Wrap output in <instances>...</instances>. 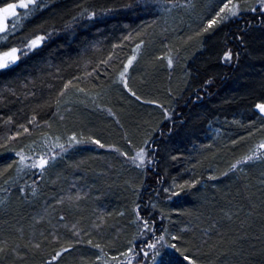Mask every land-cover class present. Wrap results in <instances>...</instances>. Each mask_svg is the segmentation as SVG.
<instances>
[{
    "label": "snow or ice",
    "instance_id": "1",
    "mask_svg": "<svg viewBox=\"0 0 264 264\" xmlns=\"http://www.w3.org/2000/svg\"><path fill=\"white\" fill-rule=\"evenodd\" d=\"M197 0H106L100 4L97 0H0V70L12 71L25 59H30L42 53L48 47V41L58 33L75 34L76 28L95 25L100 18L116 13L120 10L143 11L153 15L149 22L141 21L136 29L129 31L123 39L113 43L111 50L107 51L106 58L95 61L85 59L84 70L75 75L69 74L67 78H61V85L54 94L49 93L47 98L37 106L52 108L53 116L59 115L64 122L63 130L53 129L50 120L40 119L35 110L24 122L16 123L13 115L0 113V125L6 127V131L0 136V150L14 153L15 159L0 166V178L9 188L0 186V192H9L15 187L17 181L23 176L31 173L33 176L45 178L49 173L67 161V165L79 168L83 163L80 160H69L68 154L78 150V146L93 144L101 149H108L122 158V165L126 164L134 170L147 171L148 165L158 167L161 156V148L165 141H157L153 129L159 131L161 138L164 137V128L171 135L174 131V107L177 103L176 97L180 93L175 92L171 86L167 88V98L144 95L137 87L130 83L132 72L136 71V65L144 58L148 47L151 33L147 30L158 22L163 24L162 32L178 31L174 10L181 12L180 22L183 15L193 13L199 7ZM48 10V16H43V10ZM210 16L203 19L202 26H198L190 35L177 36L178 40L187 45L194 38H199V47H205L204 33L211 32L213 35L224 27L235 24L238 20L245 19L243 27H238L232 33L239 44L246 45V37L250 27L259 25L264 29V0H217L214 5L207 8ZM11 18V19H10ZM27 18H34L28 20ZM38 20V22H36ZM171 21V26L169 25ZM134 41L130 45L133 50L120 59L116 49L124 46L125 41ZM95 47V45H93ZM182 45H173L171 41L166 44L167 51L156 54V60H149L152 68L157 67L158 61H166L169 71L180 61ZM247 51V49H246ZM264 56V48L260 50ZM240 51L232 47H225L219 54V59L225 64H238ZM119 61L118 63L116 61ZM59 72L60 69L58 68ZM191 69L185 64V76L191 75ZM214 76L209 75L204 81L205 87H210ZM143 85L148 81L141 76ZM187 83V81H185ZM51 87V85H50ZM264 89V83L261 84ZM127 90L132 97L138 101L155 106L159 120L144 121L147 131L139 141L133 138L116 111L103 102L109 91ZM10 92L18 95L14 89ZM29 96L36 95L29 91ZM199 100L203 93H193ZM96 111H106L120 130L119 142H108L101 139L91 128L88 127L87 117ZM252 118L247 120L244 135H237L229 140V144L236 146L240 141L248 138L250 143L246 150L238 157H233L227 162L226 167L219 172H209L211 179L217 176H236L237 173L247 174L244 176L247 182L251 169L260 168V184L264 185V91L254 98L251 103ZM171 121L173 126L167 124L161 126L162 121ZM237 124L240 121H236ZM15 124V128L10 127ZM43 125L48 131L34 133ZM28 137L27 142L24 138ZM211 144V141H209ZM201 147H204L201 145ZM171 161H176L183 153L166 148ZM199 163V161H197ZM193 169L192 177L188 179L171 176L170 182L165 179L168 176L167 169L157 174V180L161 190L155 193V198L149 199V204L142 207L136 200L140 199L139 192H134L136 200L132 202L131 218L129 224L134 232L126 243L117 246V237L128 227L116 229V236H109L111 226L106 216L111 212L101 211L100 215L90 224H82L83 217L71 218V211L80 208V202L87 193L73 191L68 188L63 195L47 204L38 212L32 222L27 225V238L25 225H19L15 232H0V264H17V258L27 257L30 253L35 255L43 252L40 264H71L64 257L69 252H77V245H88L97 250L90 256L81 255L78 264H264V242L257 249L249 244L245 248V237L248 235L240 227L229 228L225 221L231 222L233 218H239L238 213L243 205L236 207L220 208V216H212L209 227L201 230L197 223H182L179 227L174 223L173 212L183 211L191 215L189 210L167 208L162 201H170L182 193L190 192L201 183L202 177L195 173V165L190 164ZM211 167V165H209ZM187 171V169H185ZM59 174L55 180H59ZM55 180L53 182H55ZM32 194H38L36 180H32ZM131 183V181H129ZM168 184L167 187H163ZM141 185H133L134 188ZM216 187V185H213ZM25 191L24 187L20 188ZM199 189H197V192ZM251 195V192H249ZM7 196L0 198V215L7 212L9 205L6 203ZM264 203V201H262ZM53 204L64 205L68 208L59 210L53 208ZM51 209V211H50ZM52 212H56L53 216ZM124 216L125 210L116 213ZM202 215V213L200 214ZM200 215L196 220H200ZM211 216V213H210ZM47 220V227L37 234V223ZM68 229L69 233L60 231ZM231 232V235L228 233ZM107 237V239H106ZM55 242L51 252H45L46 247ZM111 247L113 251H107ZM122 249V250H121ZM258 257V259H257Z\"/></svg>",
    "mask_w": 264,
    "mask_h": 264
},
{
    "label": "trees",
    "instance_id": "2",
    "mask_svg": "<svg viewBox=\"0 0 264 264\" xmlns=\"http://www.w3.org/2000/svg\"><path fill=\"white\" fill-rule=\"evenodd\" d=\"M97 2L104 4L106 0H97ZM197 2L200 6L195 12L183 15L182 23L180 22L181 12L174 10L173 15L176 16L178 31L162 32L163 24L160 22L147 30L151 33L148 47L144 58L135 66L136 71L132 72L130 78V83L144 95L167 98L169 86L180 93L176 97L177 103L173 105L175 109L173 133L169 135L167 128H164L165 135L161 138L159 131L153 129L156 140L163 139L166 142L160 150L158 167L148 165L146 172L134 170L126 164L122 165V158L112 151L96 150L91 147L92 144L78 146L77 151L68 154V159L83 158L79 168L65 166L67 164L65 161L45 178L32 176L29 173L17 181L16 186L11 187L9 192H0V198L7 196L6 203L9 205L7 212L0 215V232H15L18 224L25 225L24 239H26L27 225L32 222L34 216L47 204H52L54 199L63 195L62 190L66 191L71 187L73 191L87 193L80 202V208L70 210L72 219L82 216V224H90L95 216L101 214L100 210L111 212V216L105 217L111 226L109 236H116V229L128 225L117 237V246H119L126 243L134 232V228L129 224L132 202L136 200L134 192H139L140 199L136 202L144 207L149 204V199L155 198V193L161 190V185L156 178L158 173L167 169L168 176L165 179L169 182L171 176L188 179L193 175V169L189 167L193 164L195 173L202 177L201 183L190 192L173 197L170 201H162L167 208L191 212V215L183 211L173 212L176 226L179 227L182 223L191 221L197 223L203 230L209 227L212 216L222 215L219 212L220 208L243 205L242 210L237 214L239 218L234 217L231 222L225 221V223L229 228H235L240 227L243 222V229L248 234L245 237V248L249 244L257 249L261 246V242H264V203H262L264 185L259 182L260 168L257 166L250 170L251 174L248 175L247 182L244 179L247 174L244 173L229 177L217 176L215 180L211 179L208 173L222 171L227 162L234 156L238 157L250 143L249 139L245 138L238 145L233 146L229 144V140L237 135H244L246 128L242 125H246L247 120L252 118L251 103L264 91L261 88V84L264 83V56L260 54V50L264 48V29L259 25L250 27L246 45L239 44L232 33L238 27H243L245 19L248 18L246 16L235 24L217 31L215 35L211 32L204 33V48L199 47L197 43L199 38H194L184 45L177 36L190 35L198 26H202V18L210 16L207 8L214 5L217 0H197ZM47 16L48 10L45 9L41 18ZM153 18V15L143 11L120 10L100 18L95 25L89 24L85 27L82 21L81 27L76 28L74 35L65 33L54 35L48 41V47L39 55L25 59L12 71L0 70V113L13 115V120L21 123L26 121L35 110L40 119L52 122V130L57 128L63 130L64 122L59 119V115H52L54 106L50 109L37 105L46 99L49 93L54 94L62 83L61 78L82 72L85 59L93 61L91 66L94 67L95 61L106 58L107 51L111 50L113 43L123 39L129 31L136 29L141 21L149 22ZM30 19L34 18H27L25 23L27 24ZM171 23L169 21L170 26ZM169 41L173 45L183 46L180 61L172 71L167 69L166 61L157 60V67L152 68L149 60H156V54L160 51L166 52V44ZM130 45H134V41H125L124 46L116 49L120 59L133 50L129 47ZM226 46L240 51L238 64H225L219 59L218 54ZM185 64L192 70L190 77L184 74ZM209 75L214 76V81L210 87H205L203 81ZM141 76L148 81L147 85L142 84ZM9 89H14L19 94L16 95ZM29 91L35 92L36 95H27ZM196 92L203 93L199 100L193 95ZM103 102L121 116L124 126L133 133V138L137 141L147 131L144 121L159 120L155 106L138 101L127 93L126 89L109 91ZM87 121L88 127L101 139L123 143L120 140L119 128L106 111L93 112L87 117ZM236 121L240 123L237 124ZM165 124L173 126L171 121L161 122V126ZM10 127L14 129L15 124ZM6 130L4 125H0V136ZM41 130L48 131L41 125L32 138H35ZM27 139L28 137L24 138L25 143ZM166 148L178 150L183 155L176 161H171L165 151ZM10 159H15L14 153L0 150V166L9 162ZM57 174L60 176L59 180H55ZM32 180H36L38 186V194L35 196L31 191ZM141 184V187H133V185ZM10 185L11 182L5 185L3 178H0V186L9 188ZM167 186L168 184L163 185V187ZM21 187L25 188L24 192L20 191ZM197 189H199L198 192ZM52 206L57 210L68 208L67 204ZM2 209L3 206L0 205V210ZM122 209L126 214L117 215L116 213ZM52 215L55 216L56 212H52ZM197 215H200L199 221L196 220ZM36 227L38 234L40 230L47 227V220L38 222ZM60 231L70 235L68 229ZM228 235H231V232ZM55 246V242H51L44 251L51 252ZM76 247L79 251H70L64 257L65 261L78 264L81 255L90 256L92 252L97 251L88 245ZM106 250L113 251L111 247ZM43 255V252H37L35 255L30 253L27 257L17 258V264H40ZM4 264L7 262L5 261Z\"/></svg>",
    "mask_w": 264,
    "mask_h": 264
},
{
    "label": "rangeland",
    "instance_id": "3",
    "mask_svg": "<svg viewBox=\"0 0 264 264\" xmlns=\"http://www.w3.org/2000/svg\"><path fill=\"white\" fill-rule=\"evenodd\" d=\"M11 19V18H10ZM90 146V145H89ZM92 148H94V149H96V150H102V151H104V152H109L110 150H108V149H101V148H99V146H96V145H93L92 144V146H91ZM32 175V174H31ZM33 176V175H32Z\"/></svg>",
    "mask_w": 264,
    "mask_h": 264
}]
</instances>
